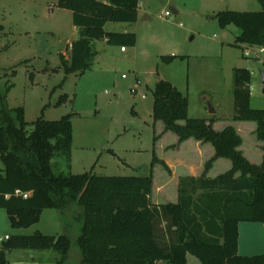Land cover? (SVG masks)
<instances>
[{"label":"trees","instance_id":"16d2710c","mask_svg":"<svg viewBox=\"0 0 264 264\" xmlns=\"http://www.w3.org/2000/svg\"><path fill=\"white\" fill-rule=\"evenodd\" d=\"M259 2V11L215 14L220 28L233 24L239 29L233 46L264 47V0ZM138 3L56 1L58 8L71 12L77 29V37L68 46L69 58L60 55V66L53 70L62 69V83L68 75H80L92 66L96 41L105 40L111 46L135 45L134 33L106 31L104 27L109 22L134 23ZM164 60L171 62L173 57ZM250 79L248 69L234 68L231 121L255 123V137L262 143L260 164L251 163L239 150L241 137L232 125L215 130V117H189L187 98L169 81L155 82L153 126L160 123L162 132L173 133L177 145L193 139L210 144L214 150L200 176L179 177L177 201L161 204L151 202L155 150L147 175L55 172L52 159L56 156L63 157L65 167L70 168L71 114L58 120L38 117L28 130L23 108L6 104L12 87L6 80L0 88V209L12 228H27L39 221L43 210L55 209L62 215L70 214L79 233L75 237L40 232L8 236L0 247V264L7 263L6 253L14 249L53 250L59 254L56 264H187V254L201 264H264V253L247 256L237 252L238 224L264 225V108L250 106ZM65 100L66 95H62L57 104ZM159 136L153 137V146ZM218 158L228 159L230 168L206 177L204 173ZM16 190L28 196L15 194Z\"/></svg>","mask_w":264,"mask_h":264},{"label":"rangeland","instance_id":"374dc122","mask_svg":"<svg viewBox=\"0 0 264 264\" xmlns=\"http://www.w3.org/2000/svg\"><path fill=\"white\" fill-rule=\"evenodd\" d=\"M56 1L0 0V88L6 80L12 84L6 95L7 106L23 108L28 130L38 117L58 120L71 114V166L66 168L63 157L56 156L52 159L55 172L147 175L153 137L158 134L151 117L152 90L157 80L169 81L187 98L189 117L213 116L222 126L234 113L233 70L246 68L251 78L250 106L264 108L260 76L264 71V50L260 49L264 47L233 46L239 29L233 24L220 28L215 19L217 12L225 10L259 11V0H139L135 23L109 22L104 28L134 33L135 45L121 53L118 46L95 42L98 53L92 66L80 75H68L63 83L62 69L53 70L60 66V55L69 58L68 44L76 37L71 12L58 8ZM166 11L168 16L164 15ZM247 49L248 56L244 54ZM169 57H173L171 62L164 60ZM12 71L14 75H10ZM136 79L140 85L136 93H131ZM62 95L66 100L57 104ZM240 131L246 137L243 147L247 154L257 159L259 149L252 144L255 133L249 127ZM175 148L167 143L164 153H156L151 193L154 202L174 198L176 178L198 170V158L188 150L183 156L176 155ZM212 166L204 173L206 177L213 178L222 170L210 171ZM70 216L45 209L37 223L12 228L0 209V247L5 235L40 232L75 237L78 224ZM58 258L53 250L14 249L6 253V264H56ZM188 258V264H201L191 254Z\"/></svg>","mask_w":264,"mask_h":264},{"label":"crops","instance_id":"0c3cea01","mask_svg":"<svg viewBox=\"0 0 264 264\" xmlns=\"http://www.w3.org/2000/svg\"><path fill=\"white\" fill-rule=\"evenodd\" d=\"M139 8H140V4L138 3L137 14L139 13ZM72 32H73L74 36L77 37V29L75 26L72 27ZM123 32H126V31H123ZM100 41H102L103 43H106L105 40H100ZM97 42H99V41H96V43ZM70 43H71V41H70ZM70 43L68 44V46L70 45ZM118 47H119V52H121V53L126 52V49L124 51H121L120 50L121 46H118ZM97 53H96V55H97ZM137 80L138 79H136V81ZM207 117H209V116H206L203 118H207ZM226 123H229L230 125H232L235 128V130L237 131V133L239 134V136L241 137V144L238 148L242 152V154L251 163L260 164L261 160H262V155H263V152L261 150L262 143L256 139L255 134H254V137L252 135V137H253V139H252L253 148L259 149V152L257 153L258 154L257 159L253 158L254 160H252V158H250L251 156H249L247 154L245 148L243 147L244 146V139L246 137L240 131V128H242V127H249V128H251V131L253 133L255 131V123L248 122V121H230V122L228 121V122L222 123V126H219L220 122H218V120L216 119L215 122L213 123V128L215 130H221L223 127L226 126ZM229 124H227V125H229ZM154 127L158 128V133L160 134L158 140L154 144L155 153H158L159 151L164 153V147L166 146L167 143L169 144V146L176 145V148L173 150L176 155L178 154L179 156H183V154H186V150H188V152L191 153V155H193V157L198 158L199 166H198V170L195 173L190 172V170H189L188 172H185L184 175H182V176H195V177L200 176V174L203 172V170H202L203 164L214 153L212 146L208 143H201V142L195 141L193 139L185 140L182 143H180L179 145H177V137L173 133L162 132L163 127L160 123H156ZM155 132H156V130H155ZM250 137H251V135H250ZM166 138H169L168 142H167ZM108 152H110V150H108ZM71 159H72V151H71ZM96 164L97 163H95V165ZM70 166H71V160H70ZM230 166H231V164H230V161L228 159L218 158L213 162V166H212L210 171H212L213 169L216 170L218 168H222V170H220V172H218V174H220V173H223L226 170H228L230 168ZM154 167L155 166H153V170L155 168H157V167H155V168ZM184 167H185V165L183 164L182 170L183 171L187 170ZM179 177H181V176H179ZM179 177L176 178V184H175L176 188H177ZM176 201H177V193L175 194L174 198L167 200V201H164V202H159V201L154 202L151 200V202L154 204H161V203H166V202L175 203ZM5 236H7V235H5ZM243 237H244V239H243ZM248 249H249V251H248ZM252 249H261V250H255V252H250V251H254ZM242 250H243V252H242ZM237 252H238V254H242V255L243 254L249 255L248 253H259V254L264 253V225L262 223H260V222H240L238 224ZM186 262H187V264L189 263L188 254L186 255ZM156 264H168V263L158 262Z\"/></svg>","mask_w":264,"mask_h":264},{"label":"built area","instance_id":"2783aa9c","mask_svg":"<svg viewBox=\"0 0 264 264\" xmlns=\"http://www.w3.org/2000/svg\"><path fill=\"white\" fill-rule=\"evenodd\" d=\"M164 15L165 16H168L169 15V12H165L164 13ZM120 50L121 51H124L125 50V47H120ZM264 49L263 48H261L260 49V51H263ZM244 54L246 55V56H248L249 54H250V49H247L245 52H244ZM140 85V81L139 80H137V81H135V85L130 89V92L131 93H136L137 92V87ZM141 97L142 98H144L145 96L144 95H141ZM15 194H21L24 198H26L27 196H28V193H20V191L19 190H16L15 191ZM6 237V239H7V236H5Z\"/></svg>","mask_w":264,"mask_h":264},{"label":"water","instance_id":"95a60500","mask_svg":"<svg viewBox=\"0 0 264 264\" xmlns=\"http://www.w3.org/2000/svg\"><path fill=\"white\" fill-rule=\"evenodd\" d=\"M172 11H173L174 13H176L175 10L172 9ZM260 76H261V82H262V92L264 93V71H261V72H260ZM209 109H210V113H211V114L214 113L212 107H210Z\"/></svg>","mask_w":264,"mask_h":264}]
</instances>
